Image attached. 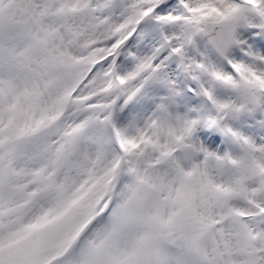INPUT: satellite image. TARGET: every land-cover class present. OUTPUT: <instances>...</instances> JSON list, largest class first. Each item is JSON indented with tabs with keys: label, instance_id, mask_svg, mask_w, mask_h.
<instances>
[{
	"label": "snow or ice",
	"instance_id": "1",
	"mask_svg": "<svg viewBox=\"0 0 264 264\" xmlns=\"http://www.w3.org/2000/svg\"><path fill=\"white\" fill-rule=\"evenodd\" d=\"M0 264H264V0H0Z\"/></svg>",
	"mask_w": 264,
	"mask_h": 264
}]
</instances>
